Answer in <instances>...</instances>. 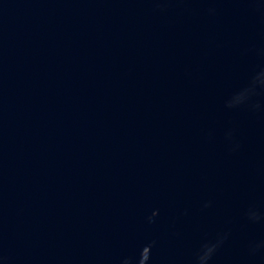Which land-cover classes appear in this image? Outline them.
<instances>
[{"label": "water", "instance_id": "water-1", "mask_svg": "<svg viewBox=\"0 0 264 264\" xmlns=\"http://www.w3.org/2000/svg\"><path fill=\"white\" fill-rule=\"evenodd\" d=\"M0 264H264V0H0Z\"/></svg>", "mask_w": 264, "mask_h": 264}]
</instances>
